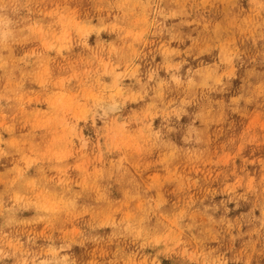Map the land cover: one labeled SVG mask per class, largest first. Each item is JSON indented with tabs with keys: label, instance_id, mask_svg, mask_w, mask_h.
<instances>
[{
	"label": "rangeland",
	"instance_id": "rangeland-1",
	"mask_svg": "<svg viewBox=\"0 0 264 264\" xmlns=\"http://www.w3.org/2000/svg\"><path fill=\"white\" fill-rule=\"evenodd\" d=\"M0 264H264V0H0Z\"/></svg>",
	"mask_w": 264,
	"mask_h": 264
}]
</instances>
